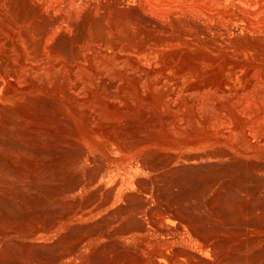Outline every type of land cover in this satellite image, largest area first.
I'll return each mask as SVG.
<instances>
[{
  "label": "rangeland",
  "instance_id": "374dc122",
  "mask_svg": "<svg viewBox=\"0 0 264 264\" xmlns=\"http://www.w3.org/2000/svg\"><path fill=\"white\" fill-rule=\"evenodd\" d=\"M261 5L0 0V264H264Z\"/></svg>",
  "mask_w": 264,
  "mask_h": 264
},
{
  "label": "bare ground",
  "instance_id": "6f19581e",
  "mask_svg": "<svg viewBox=\"0 0 264 264\" xmlns=\"http://www.w3.org/2000/svg\"><path fill=\"white\" fill-rule=\"evenodd\" d=\"M251 1V0H250ZM261 3V2H260ZM261 8H264V5H261Z\"/></svg>",
  "mask_w": 264,
  "mask_h": 264
}]
</instances>
